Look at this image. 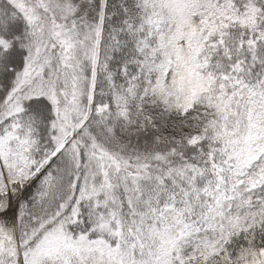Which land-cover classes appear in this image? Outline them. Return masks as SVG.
<instances>
[{
    "label": "snow or ice",
    "instance_id": "6c2138e0",
    "mask_svg": "<svg viewBox=\"0 0 264 264\" xmlns=\"http://www.w3.org/2000/svg\"><path fill=\"white\" fill-rule=\"evenodd\" d=\"M0 264H264V0H0Z\"/></svg>",
    "mask_w": 264,
    "mask_h": 264
}]
</instances>
